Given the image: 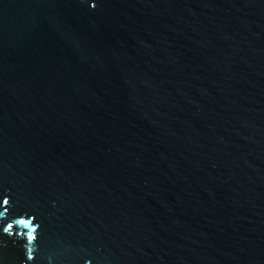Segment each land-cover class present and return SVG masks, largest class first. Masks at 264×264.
Instances as JSON below:
<instances>
[{"label": "water", "instance_id": "95a60500", "mask_svg": "<svg viewBox=\"0 0 264 264\" xmlns=\"http://www.w3.org/2000/svg\"><path fill=\"white\" fill-rule=\"evenodd\" d=\"M3 197L0 264H264V0H0Z\"/></svg>", "mask_w": 264, "mask_h": 264}, {"label": "snow or ice", "instance_id": "6c2138e0", "mask_svg": "<svg viewBox=\"0 0 264 264\" xmlns=\"http://www.w3.org/2000/svg\"><path fill=\"white\" fill-rule=\"evenodd\" d=\"M93 6H95V4H93ZM8 202L9 200L7 197L0 198V204L7 205ZM9 227H11V225H9Z\"/></svg>", "mask_w": 264, "mask_h": 264}]
</instances>
